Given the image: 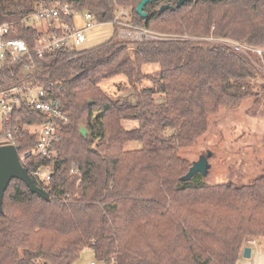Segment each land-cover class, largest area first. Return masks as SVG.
<instances>
[{"label":"trees","instance_id":"16d2710c","mask_svg":"<svg viewBox=\"0 0 264 264\" xmlns=\"http://www.w3.org/2000/svg\"><path fill=\"white\" fill-rule=\"evenodd\" d=\"M34 1L0 0V25L13 23V37L31 50L41 33L21 20L41 2L69 4L115 29L128 16L132 27L160 39L112 37L91 49L33 55L27 67L19 62L0 72V89L40 86L68 118L55 160L27 158L29 173L50 170V182L37 185L50 199L19 180L5 194L0 264H77L86 249L104 264H237L250 241L264 240V176L241 186L207 183L201 175L184 182L192 162L180 150L264 79L256 65L264 62V0H189L179 8L180 0H157L145 7L147 18L137 13L143 0ZM215 39L247 44L263 58ZM120 76L133 93L115 99L102 84ZM44 122L36 111H17L0 131V146L11 144L10 131L19 155L32 153L37 135L25 128ZM130 122L138 126L126 127Z\"/></svg>","mask_w":264,"mask_h":264},{"label":"built area","instance_id":"2783aa9c","mask_svg":"<svg viewBox=\"0 0 264 264\" xmlns=\"http://www.w3.org/2000/svg\"><path fill=\"white\" fill-rule=\"evenodd\" d=\"M82 19L79 27L77 18ZM72 18V22L64 19ZM22 24L33 25L40 30L41 35L36 40L33 50L28 43L22 39L14 38L17 29L13 23L0 25V72L19 62H26L28 66L32 62L33 55L38 58H45L49 53L62 49L82 50V47L90 41L92 30L104 24H96L88 13H79L72 9L69 4L59 7H50L45 3H38L33 13L21 20ZM125 35V33H122ZM135 38L136 33H128ZM219 43L228 45L236 51L247 54L248 49L243 46L226 41ZM262 56V51H256ZM32 110L40 113L45 122L39 126H27L25 130L37 135V144L32 153L20 156L22 165L29 168L27 158L34 155L43 161L55 160L58 156L56 144L59 141L60 125L68 121L60 101L51 95L44 88L30 84L25 86H12L0 89V115L3 125L8 126L13 122L14 116L20 110ZM3 126V127H4ZM7 141L14 143V134L7 132ZM36 185H45L51 180L49 169L40 168L29 173ZM249 244L256 245L257 241L252 240ZM90 264H97L92 262Z\"/></svg>","mask_w":264,"mask_h":264},{"label":"rangeland","instance_id":"374dc122","mask_svg":"<svg viewBox=\"0 0 264 264\" xmlns=\"http://www.w3.org/2000/svg\"><path fill=\"white\" fill-rule=\"evenodd\" d=\"M34 3V0H30ZM120 28L115 29L111 24L96 27L91 33H96L94 43L102 44L114 37L117 41H143L159 40L155 34L130 25V17L125 16ZM79 24L82 23V19ZM125 33V35H122ZM128 33H136L135 38ZM222 40H211L219 43ZM91 41L82 47V50L90 48ZM233 43V42H232ZM238 44V43H236ZM247 48V56L256 55V51L247 44H241ZM249 52V53H248ZM256 52V53H255ZM245 54V53H244ZM260 58L262 56L258 55ZM264 75V62L256 64ZM153 70L152 66L144 68L148 73ZM144 86L150 85L148 82ZM264 79L256 82L254 94L243 101L236 109H223L210 118L209 129L197 142L188 148L180 150V156L193 162L198 161L203 155L212 153L209 160L211 169L208 177H204L207 183L223 184L235 183L237 185H248L260 176H264ZM102 88L115 99L129 97L133 93L132 86L125 77H117L111 81L104 82ZM258 101V102H256ZM3 119L0 115V131L3 130ZM137 122L126 123L128 128H136ZM258 241V240H257ZM90 250V249H89ZM91 252H86L77 264H89L96 260ZM43 264V262H37Z\"/></svg>","mask_w":264,"mask_h":264},{"label":"water","instance_id":"95a60500","mask_svg":"<svg viewBox=\"0 0 264 264\" xmlns=\"http://www.w3.org/2000/svg\"><path fill=\"white\" fill-rule=\"evenodd\" d=\"M157 0H143L137 7V13L141 15L142 18H147L148 14L144 11L145 7ZM189 0H180L177 7H181ZM171 8L166 5L161 7L160 12H163ZM81 135L86 137L88 131L86 128H81ZM212 158V153L208 155H203L198 161L193 162L192 167L189 172L181 179L184 182L191 181L194 177L201 175L202 177H208L211 169V164L209 160ZM19 180L25 184L28 190L36 194L44 200H49V194L41 187L37 186L33 178L29 174L27 168H25L19 157V150L14 145H2L0 146V212L4 211V198L5 194L12 181ZM251 248L247 247L244 249L243 257H251Z\"/></svg>","mask_w":264,"mask_h":264},{"label":"crops","instance_id":"0c3cea01","mask_svg":"<svg viewBox=\"0 0 264 264\" xmlns=\"http://www.w3.org/2000/svg\"><path fill=\"white\" fill-rule=\"evenodd\" d=\"M77 22L79 23L80 20L78 19ZM82 24L83 23L78 24L79 27H81ZM95 35H96V33H91L90 41L92 40V43L90 44V48H88V49L94 48V47L99 45V44H96L93 42ZM247 247L251 248V250H252L250 258H244L243 257L244 249ZM245 248L243 249L242 254H241V258L237 264H264V240L258 241L256 245L248 244L245 246ZM86 252H91L93 254V256L95 257V252L93 250L86 249L81 254V259ZM91 253H87V254H89V258H90ZM92 262H94L93 259L91 261H89V264ZM102 264H104V263H102Z\"/></svg>","mask_w":264,"mask_h":264}]
</instances>
